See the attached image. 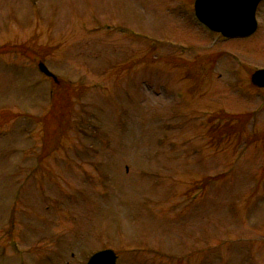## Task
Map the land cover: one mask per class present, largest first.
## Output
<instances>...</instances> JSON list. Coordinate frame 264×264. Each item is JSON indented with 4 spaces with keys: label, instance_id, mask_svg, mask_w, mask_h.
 <instances>
[{
    "label": "rangeland",
    "instance_id": "1",
    "mask_svg": "<svg viewBox=\"0 0 264 264\" xmlns=\"http://www.w3.org/2000/svg\"><path fill=\"white\" fill-rule=\"evenodd\" d=\"M194 2L0 0V264H264V0Z\"/></svg>",
    "mask_w": 264,
    "mask_h": 264
},
{
    "label": "water",
    "instance_id": "2",
    "mask_svg": "<svg viewBox=\"0 0 264 264\" xmlns=\"http://www.w3.org/2000/svg\"><path fill=\"white\" fill-rule=\"evenodd\" d=\"M262 0H195L194 12L197 20L209 30L226 38H246L257 28L255 12ZM38 69L56 81L43 63ZM251 83L264 88V69L251 75ZM117 255L112 249H104L92 254L86 264H116Z\"/></svg>",
    "mask_w": 264,
    "mask_h": 264
}]
</instances>
